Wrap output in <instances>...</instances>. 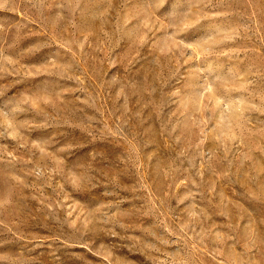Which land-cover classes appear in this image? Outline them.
I'll list each match as a JSON object with an SVG mask.
<instances>
[{"label": "rangeland", "instance_id": "1", "mask_svg": "<svg viewBox=\"0 0 264 264\" xmlns=\"http://www.w3.org/2000/svg\"><path fill=\"white\" fill-rule=\"evenodd\" d=\"M0 264H264V0H0Z\"/></svg>", "mask_w": 264, "mask_h": 264}, {"label": "snow or ice", "instance_id": "2", "mask_svg": "<svg viewBox=\"0 0 264 264\" xmlns=\"http://www.w3.org/2000/svg\"><path fill=\"white\" fill-rule=\"evenodd\" d=\"M202 26H196L193 29L190 30V33L188 36H186V39L195 40L199 38V34L197 33V29ZM193 33H197L196 35H193Z\"/></svg>", "mask_w": 264, "mask_h": 264}]
</instances>
